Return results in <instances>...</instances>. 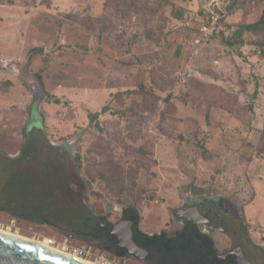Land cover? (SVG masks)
Wrapping results in <instances>:
<instances>
[{
  "label": "rangeland",
  "instance_id": "374dc122",
  "mask_svg": "<svg viewBox=\"0 0 264 264\" xmlns=\"http://www.w3.org/2000/svg\"><path fill=\"white\" fill-rule=\"evenodd\" d=\"M198 9L0 0V228L90 249L98 264H146L87 231L134 205L141 229L172 235L176 209L218 197L264 246V48L252 32L225 40L260 18L264 0H239L206 30ZM213 236L219 251L231 245Z\"/></svg>",
  "mask_w": 264,
  "mask_h": 264
},
{
  "label": "flooded vegetation",
  "instance_id": "af4514ba",
  "mask_svg": "<svg viewBox=\"0 0 264 264\" xmlns=\"http://www.w3.org/2000/svg\"><path fill=\"white\" fill-rule=\"evenodd\" d=\"M4 210L5 208L0 206V211ZM235 211L230 201L218 197L185 202L182 207L173 212V220L181 225L172 235L185 234L191 238L194 245L195 230L209 243L202 247L204 250L201 256H213L224 261L225 264H264V246L250 240L246 228L241 226L236 219L233 220L231 215L236 214ZM101 219V221L94 222L92 229L87 231V235L96 238L100 244L102 243V246L115 247L120 253L146 264H168L165 260L171 261L170 258H166L163 246H158L150 241L151 237L170 233L166 230L149 232L141 229L139 226L140 213L134 205L123 206L121 216L116 221L108 220L106 217ZM111 231L120 236L123 243L124 237L129 236L135 245L133 252L130 253L125 248L119 247L117 239L110 233ZM215 233L227 236L231 245L224 248L223 251H219L213 238ZM244 235L258 255H252L249 250L251 248H246V245L241 242ZM190 252L192 260H194V249Z\"/></svg>",
  "mask_w": 264,
  "mask_h": 264
},
{
  "label": "trees",
  "instance_id": "16d2710c",
  "mask_svg": "<svg viewBox=\"0 0 264 264\" xmlns=\"http://www.w3.org/2000/svg\"><path fill=\"white\" fill-rule=\"evenodd\" d=\"M238 3V0L232 3L230 6H228L227 11L225 14H222L220 20L213 26H218L221 24L225 19L227 14L231 11V9ZM197 14L202 17V13L200 10H197ZM203 22L207 25H210V23L204 18H202ZM246 32H252L254 34H260L261 38L259 40L255 41L254 43L262 48H264V9L262 11V14L260 18L251 23L241 24L239 25L236 30L233 32L232 37L236 38L235 41L231 39H225L226 43L229 45H234V43H243V34ZM34 50H42L39 48H33L31 51ZM38 80L42 84L41 76L38 75ZM258 94V88L256 85V89L253 94H251V105L250 110L253 111L252 103L257 97ZM54 102L60 103V99L53 98ZM108 111V107L104 106L100 112H92L90 111L88 116L90 119V123L98 121V117L100 113H105ZM241 212H243V207H240ZM173 238V242L171 241ZM191 238L186 236L185 234H177V235H169L167 233H163V235H156L154 237L150 238V241L155 243L158 246H163V249L166 254V258H170L171 261H166L168 264H225L224 261H221L213 256H201L203 253L202 247L206 244H209L207 239L205 237L200 236L197 232L194 230V245L193 242L190 240ZM192 245V246H191ZM194 249V260H192V257L190 254L191 250ZM178 252L182 253V256L178 255Z\"/></svg>",
  "mask_w": 264,
  "mask_h": 264
},
{
  "label": "water",
  "instance_id": "95a60500",
  "mask_svg": "<svg viewBox=\"0 0 264 264\" xmlns=\"http://www.w3.org/2000/svg\"><path fill=\"white\" fill-rule=\"evenodd\" d=\"M116 239L119 247L132 253L135 248L131 238L132 247L122 243L121 237L113 231L110 232ZM223 256V255H222ZM0 264H87L67 255L61 254L39 244L23 240L0 232Z\"/></svg>",
  "mask_w": 264,
  "mask_h": 264
},
{
  "label": "built area",
  "instance_id": "2783aa9c",
  "mask_svg": "<svg viewBox=\"0 0 264 264\" xmlns=\"http://www.w3.org/2000/svg\"><path fill=\"white\" fill-rule=\"evenodd\" d=\"M237 0H199V9L202 13V17L206 19L211 26L215 25L221 18L222 14H225L228 6L234 3ZM239 1V0H238ZM207 24L203 25L202 29L206 30L209 28ZM54 241L51 240L50 244H53ZM90 249L79 248L75 249L74 253L79 256L86 257L90 254ZM103 264L105 262H102Z\"/></svg>",
  "mask_w": 264,
  "mask_h": 264
},
{
  "label": "bare ground",
  "instance_id": "6f19581e",
  "mask_svg": "<svg viewBox=\"0 0 264 264\" xmlns=\"http://www.w3.org/2000/svg\"><path fill=\"white\" fill-rule=\"evenodd\" d=\"M0 232L4 233V234H8V235H11V236H14V237H17V238H20V239H23V240H27V241H30V242H33V243H36V244H39L41 246H44L46 248H49L51 250H54L56 252H59L61 254H64V255H67L71 258H74L76 260H80L84 263H87V264H98L97 262H93V261H90L88 259H85L84 257L82 256H79L78 254H74V253H70V252H65V251H62L54 246H52V244H50V239L49 238H45V239H42V240H37V239H28V238H25L23 236H21L20 234L18 233H13L11 231H7V230H4L2 228H0ZM122 243H123V239H121ZM124 244H126L127 246H129L130 248L132 247L131 243L129 240L126 239V237H124ZM133 249V248H132Z\"/></svg>",
  "mask_w": 264,
  "mask_h": 264
}]
</instances>
